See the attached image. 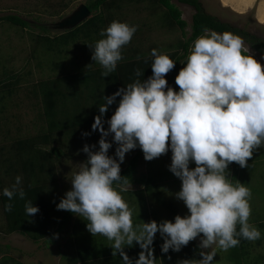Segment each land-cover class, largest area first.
I'll return each mask as SVG.
<instances>
[{
  "label": "clouds",
  "instance_id": "9594fccd",
  "mask_svg": "<svg viewBox=\"0 0 264 264\" xmlns=\"http://www.w3.org/2000/svg\"><path fill=\"white\" fill-rule=\"evenodd\" d=\"M138 27L113 21L101 30V39L88 45L91 59L103 69V77L116 71L124 59L123 48L130 44ZM203 31L204 35L191 44L185 66L175 78L179 91L166 79L176 62L154 48L148 79H137L104 97L92 124V131L101 133L99 149L84 145L87 160L74 174L71 190L56 205L57 210L85 218L93 236L113 241L112 255L119 254L122 264H155L152 246L157 233L163 239L161 252L165 254L179 252L199 237L202 258L196 264H213L216 251H203L213 245L226 252L237 247L241 238H262L259 228L249 223L252 191L239 181L231 183L228 169L233 162L248 167L254 151L264 146V65L245 54L239 35L208 28ZM117 97L121 98L118 107L105 120ZM110 135L111 142L107 139ZM113 143L118 145L115 157L109 155ZM137 147L146 161L171 150L169 171L182 182L175 195L185 204L187 215H176L174 222L152 220L134 227L132 211L113 185L122 180L121 164L126 154ZM3 195L10 201L16 196L25 199L23 177L16 176L11 188L3 189ZM12 208L9 203L4 210L10 212ZM39 211L33 202L25 203L28 217ZM134 244L141 249L138 259L130 258L124 250ZM179 264H193V260Z\"/></svg>",
  "mask_w": 264,
  "mask_h": 264
},
{
  "label": "trees",
  "instance_id": "16d2710c",
  "mask_svg": "<svg viewBox=\"0 0 264 264\" xmlns=\"http://www.w3.org/2000/svg\"><path fill=\"white\" fill-rule=\"evenodd\" d=\"M74 1L59 0L51 7L52 14L60 18L63 12L70 7L71 2ZM145 1L163 6L165 13L170 14L174 22L173 25L177 24L184 30L183 34L185 35V28L188 23L181 17V11L171 0H86V6L91 11V16L82 23L53 35V37L47 33L43 34L44 32L37 36L39 41L42 39L49 44V50H56L59 54L65 53V50L74 43L75 48L87 54L91 52L92 57V49L88 45H94L97 40L102 38L100 36L101 30L106 29L113 21L126 22L117 12V10L124 8L122 2H128L127 5L139 8L142 2ZM179 1L194 6L196 13L193 16L191 35L185 40L180 39V43L176 45L174 43L171 46L169 45L167 47L171 50L169 53L158 51L161 54H168L176 62V67L170 71L172 76L177 72L181 60L187 56L191 44L198 37L204 35L203 30L205 28L218 33L232 32L244 40L247 39L260 51L264 49V41L261 38L208 14L199 0ZM64 17L62 16V18ZM0 22H6L12 26H23L31 30L30 21L17 14L0 16ZM41 27L46 32L49 29V26L44 24ZM56 47L58 49H53ZM149 51L147 52L145 48L141 47L133 48V45L128 44L122 51L124 59L118 63L116 71L108 77H103L101 66L94 63L91 57L85 54L84 57L90 58L89 62L84 63L81 60V67L72 75H67L59 80L41 81L36 85L38 90L35 89L34 84L31 92L36 98L40 97L43 109L39 113L44 116L45 126L44 129L34 135L19 138L12 137L13 129L3 128L4 123L1 122L10 123L16 118L15 116H3L2 113L9 107L11 102L9 99L17 93L20 81H22V77H20L22 74L13 71L8 72L6 67L0 65V130L3 136V139H0V167L3 170L0 179V203L3 210L7 204L11 203L13 205L12 211L4 210L8 233L20 232L35 242L42 239L49 242L57 238V234L59 237L63 232L69 231L76 215L56 208L61 198L64 197L58 185H56V162L62 160L64 154L54 144L60 140L63 141L62 137L67 136L69 133L76 135L79 130H90L86 127L92 126L95 116L99 115V106L105 102L104 97L112 95L118 89L134 83L137 79L141 82L143 79H148L152 75L151 64L154 60L151 56L152 50L150 53ZM245 54L248 53L245 52ZM3 68L4 71L1 73ZM137 71L141 73L140 76L136 75ZM168 74L166 78H168ZM120 99V97H117L116 102L109 106V111L104 117L105 120L110 119L114 114ZM20 130L21 128L18 127L17 131L19 133ZM9 137L13 138V141L8 142ZM143 158L142 150L137 147V151L132 156L128 166L121 170L122 180L114 182L113 185L115 189L121 188L120 193L132 211L134 227L152 220L157 221V223L164 221L162 218L168 217L167 215L164 216L165 211L175 218L179 208L173 201L165 199L164 193L160 190L165 186L164 184H171L170 179L156 180L152 177L151 169L149 173L142 176L138 175L139 165ZM18 175L23 177L26 196L23 200L16 196L10 201L3 195V189L6 187L11 188ZM7 180L9 182L6 183ZM124 181H127V184H124ZM129 185H142V187L134 190L133 188H127ZM142 192L143 196H141ZM27 201L33 202V205L40 209L34 216L28 217L25 213V203ZM155 203L156 209L153 208ZM138 206L143 207L142 212L138 211ZM159 218L161 221H159ZM87 223V220H82L81 227L85 226L87 228ZM254 226L259 228L262 238L257 241H248L241 238L240 244L231 249L229 256L235 264H250L252 247H261L264 244V220L256 221ZM239 227L237 225V231H239ZM97 236L99 235L91 236L87 230L82 248L79 249L76 255L72 256V264H122V257L119 254L113 256L112 248L107 245L103 247L104 241L106 244L109 243L108 241L102 238L101 246L96 243V241H101ZM162 244L163 239L158 233L152 247H156L155 254L161 256L160 258L164 264H170L176 260L177 252L170 250L169 253H162ZM124 250L130 258L139 255L141 251L138 244H134L131 248L125 247ZM185 251L187 259L193 260V264L196 263V260L202 258L199 243L194 240L189 242L185 247ZM169 256L171 259H169ZM262 257L259 256L252 264H260L259 261H263ZM17 264L22 263L17 262Z\"/></svg>",
  "mask_w": 264,
  "mask_h": 264
},
{
  "label": "rangeland",
  "instance_id": "374dc122",
  "mask_svg": "<svg viewBox=\"0 0 264 264\" xmlns=\"http://www.w3.org/2000/svg\"><path fill=\"white\" fill-rule=\"evenodd\" d=\"M58 1L59 0H0V16L17 14L29 20L31 23V30H29L23 26H12L6 22H0V65L2 67H6L8 72L13 71L22 74V76H20L22 77V81H20L17 93L9 99L11 101L9 103V107L4 113H2L3 116L16 117L14 118V121H11L10 123H5V121L1 122L4 123L3 128L9 127L13 129L12 137L14 138L34 135L41 129H44V116H41L39 113V111H42L43 109L40 97L36 98L31 92L34 84L36 87L37 83L41 81H49L52 79L59 80L67 75L70 76L81 67V60L84 63L89 62L90 58L87 59V57H84L85 54L91 57V52L90 54H87L80 51V49L75 48L74 43H72L65 50V53L59 54L56 50H49V44L45 40L41 39L39 41L37 35L42 34L43 32V34L47 33L53 37V35L72 28L73 26H69L70 23H65V26L63 27H59L58 25L62 21L66 20L67 17H70L75 12L79 11L81 6L86 5V0H75L73 3L71 2L70 7L63 12L62 16H65L66 18H62V16L59 18L58 16L53 15L51 11V7ZM209 1L211 0H203L202 2L203 4H208ZM171 2L178 7L182 13L181 17L188 23V26L185 28V35L183 34L184 30H182L177 24L173 25L174 22L172 21L170 14L165 13L163 6L154 5L149 1H145L142 2L141 7L139 6V8H134L129 6V4L127 5L128 2H122L124 8L117 10L118 15L120 17L122 16L124 18L123 20H125L128 24L139 26L132 41L130 42V45H133V48H145L147 52L155 48L158 51H161V53H169L171 52V50L167 48L169 45L171 46L172 43L176 45L180 43V39L185 40L189 35H191L193 16L196 13V8L192 5L182 3L179 0H171ZM221 10L223 16L222 19L224 20L225 17H227V14L222 8ZM233 19L236 22V25L233 24L234 26L251 34L257 35L264 41V28L260 27L258 24H254V20L250 15L241 20H236L235 17ZM42 24L49 26L47 32L42 29ZM243 41L246 52L253 55L262 65H264V49L260 51L247 39H243ZM53 49H58V47ZM189 54L190 51H188L186 54L187 56L181 60L175 75L172 76L170 72L168 74V78H166L169 86L173 87L177 91H179V86L175 84V78L179 74V71L185 66L183 63L186 62ZM3 71L4 68L1 70V73ZM35 89L38 90V86ZM18 127L21 128L20 133L17 131ZM104 127L105 129L108 128L107 123H105ZM86 128L90 130H79L77 131L78 133L76 132V135L69 133L67 136L62 137L63 141L60 140L58 143L54 144V146L60 148L64 154L62 156V160L56 162V185H58L62 196H64L67 191L71 190V180L74 174L79 171L80 164L87 160V154L82 151L84 145H96V148L93 149L94 151L99 149L98 141L101 138V133L99 130L93 132L92 126H88ZM84 133H90V135L85 136ZM0 139H3L2 132L0 133ZM107 139L111 142L112 136L110 135ZM11 141H13V138L9 137L8 142ZM117 146L118 145L113 143V147L109 150L110 156L115 157V149ZM136 151L137 148L126 154L125 160L121 164V170L128 166ZM171 157L172 152L169 150L167 154H162L160 157L154 158L152 161H146L143 158L139 165L138 175L142 176L143 174L149 173L151 169L152 177L156 180L162 181L170 179L169 181H172L171 184H164L165 186L160 190L164 193L163 196L165 199L173 201V203L179 207L177 215L185 216L188 214V209L183 201L176 199L175 195L180 191L182 182L169 171ZM248 165L249 166L246 168H241L239 164L235 162L231 163L228 169V179L231 183L235 182L234 184L238 181L240 183H244L245 186L251 189L252 199L250 200V204L252 208V215L249 218V223L255 225L256 221L264 220V146L260 147L259 150L254 151L253 157L248 160ZM190 167L194 168L195 164H190ZM2 171V167H0V179ZM7 182L9 181L7 180L6 183ZM141 187L142 185H129L127 188H133L135 190ZM116 190L120 192L121 188H117ZM141 196H143V192L141 193ZM142 208L143 207L141 206L137 207L140 212H142ZM153 208L156 209V203ZM0 213H2L1 209ZM165 215L168 217L162 219L172 220L174 222V216L170 215L166 211L164 216ZM0 219V223H2L1 215ZM82 220L85 221L86 219L76 216L73 220L72 226L69 228V231H65L58 238L47 242L49 252H47L46 247H44L45 249L41 251V249H43L41 244H21L22 247H16L21 250H25L27 254H30L34 259L38 260L39 257H42L45 255V252H47L46 256L49 257L50 260H53V252L59 253L57 250L60 249L61 244H64V250L66 249L65 255L59 253L63 257V262L61 264H72V256L76 255V251H78L79 248H82L84 242L83 239L85 238V234L87 232V228L85 226L81 227ZM159 221H161L160 218ZM90 235L92 236L91 233ZM97 237L101 240L96 241L98 245L101 246L102 240L105 239L109 243L106 244L104 241L103 247H106L107 245L111 248L110 246L113 241H109L102 235ZM23 239L27 240L29 238L24 236ZM194 241L200 243V238L198 237ZM17 242L18 241L11 243H15L16 245ZM53 244L57 245L52 248L51 246ZM70 247H72L69 251L70 253H67ZM185 247H183L181 251L177 252L176 260L170 264H179V262L188 258L186 256ZM153 249L154 256L156 258L155 264H164L160 258L161 256L155 254L156 247H153ZM213 250L216 251L213 264H235V262L229 258L231 249L225 252L219 249L217 245H213L210 249H204L203 251ZM259 256H263V261L261 262L260 260L259 262L260 264H264V244L261 247H252V254L249 259L250 264L256 261ZM24 258L26 257L24 256ZM47 259L48 258H46V261ZM132 259H138V255L133 256Z\"/></svg>",
  "mask_w": 264,
  "mask_h": 264
},
{
  "label": "crops",
  "instance_id": "0c3cea01",
  "mask_svg": "<svg viewBox=\"0 0 264 264\" xmlns=\"http://www.w3.org/2000/svg\"><path fill=\"white\" fill-rule=\"evenodd\" d=\"M199 1L202 2L203 0H199ZM202 5L208 14L218 17L222 21H226L228 23L236 25V22L233 19L234 17L236 18V20H241V19H245L250 15L254 20L253 21L254 24H258L260 27L264 28V0H211L208 2V4L207 3L203 4L202 2ZM221 8L226 12L227 14L226 16L228 17V18L225 17L224 20L222 19L223 16H222ZM0 209L2 210V213H0L2 218V223H0V264H17V262H20L22 264H61L63 262V257L60 254L65 255L66 253V249L64 250V244H61L60 249L57 250V252H59L60 254L53 252L54 254L53 260H50V258L46 256V253L49 252L47 241L45 239H42L41 241L35 242L29 237H28L29 239L27 240L23 239V237L24 236L26 237V235L20 232L8 233L7 220L4 214L2 204L0 205ZM10 240L11 242H16V241L18 242L15 245V243H11ZM31 243L34 245L41 244L43 248L41 249L40 247L41 251L45 249L44 247H46L47 249L45 255L39 257V260L34 259L30 254H27L25 250H21L16 247V246L22 247L21 244L24 245ZM56 245L57 244H53L51 247L54 248V246ZM71 248L72 247H70L67 253H70L69 251L71 250ZM79 249L78 251H76L77 253L79 252ZM24 256L26 258H24ZM46 258H48L47 261Z\"/></svg>",
  "mask_w": 264,
  "mask_h": 264
},
{
  "label": "water",
  "instance_id": "95a60500",
  "mask_svg": "<svg viewBox=\"0 0 264 264\" xmlns=\"http://www.w3.org/2000/svg\"><path fill=\"white\" fill-rule=\"evenodd\" d=\"M91 16V11L89 10V8L86 5L81 6L80 10L75 12L72 16L67 17L66 20L62 21L61 23H59V27H63L65 26V23H70L69 26H76L79 23H81L82 21H84V19L88 18ZM68 26V27H69Z\"/></svg>",
  "mask_w": 264,
  "mask_h": 264
}]
</instances>
